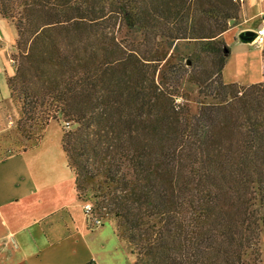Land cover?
<instances>
[{
    "label": "trees",
    "instance_id": "trees-1",
    "mask_svg": "<svg viewBox=\"0 0 264 264\" xmlns=\"http://www.w3.org/2000/svg\"><path fill=\"white\" fill-rule=\"evenodd\" d=\"M241 6L0 2L17 29L19 64L9 84L20 114L42 128L53 120L75 126L64 128L63 148L77 196L117 220L135 264H245L256 253L264 227V81L223 78L230 54L223 35ZM180 41L200 52L181 56L170 79ZM203 53L216 83L207 91L195 77ZM185 83L212 100L194 109Z\"/></svg>",
    "mask_w": 264,
    "mask_h": 264
},
{
    "label": "crops",
    "instance_id": "crops-1",
    "mask_svg": "<svg viewBox=\"0 0 264 264\" xmlns=\"http://www.w3.org/2000/svg\"><path fill=\"white\" fill-rule=\"evenodd\" d=\"M258 1L242 2L241 21L232 24L223 37L232 34L246 43L240 38L242 31L264 27L248 25L264 15L263 6L255 11ZM16 40V26L0 14V105L14 101L9 77L15 69L12 53ZM6 113L0 108V264H135V256L115 229V236L97 237L94 231L104 225L91 228L84 203L78 196L69 198L67 167L74 184L75 175L65 157L57 156L49 145L43 147V142L9 150L2 134L18 122L4 119Z\"/></svg>",
    "mask_w": 264,
    "mask_h": 264
},
{
    "label": "rangeland",
    "instance_id": "rangeland-1",
    "mask_svg": "<svg viewBox=\"0 0 264 264\" xmlns=\"http://www.w3.org/2000/svg\"><path fill=\"white\" fill-rule=\"evenodd\" d=\"M251 0H247V2ZM1 2V0H0ZM259 3L256 4L257 9L256 12L259 11L258 8L260 6L264 7V0H259ZM261 2V4H260ZM242 9V6H241ZM240 9V11H241ZM250 13L246 14L248 17ZM264 15H260L256 19L252 20L248 25H252L257 27L259 24L264 26L263 21ZM243 19V18H242ZM241 21L240 12L237 19H235L234 23H239ZM230 22V25L234 24ZM14 24V23H13ZM15 25V24H14ZM225 43L228 45L230 49V54L227 57V63L224 69L223 78L225 82L231 83L236 82L239 84H252L257 82L264 81V62H263V52H264V43L260 44L256 42V44H249V43H241L238 40H235L232 34L224 37ZM203 51V50H202ZM200 52V45L196 44L195 42L189 41H180L177 45L175 50V54L178 56L173 62L174 65L172 71L169 73V78L171 79L173 76V70L175 69V65L177 61L180 59L181 56H185L187 61V56L191 55L192 53ZM17 49L16 45L14 46V51L12 53V60L15 66L13 69V75L17 71V66L19 64L18 58L16 57ZM205 56L204 64H201V69L195 72V77L205 80V89L206 91L209 89H213L216 85L214 78L212 77L211 71V59L207 56L206 53H203ZM192 77V76H191ZM193 78V77H192ZM189 80V78H188ZM185 96H190V102L193 105L194 109L201 103V101H211V98L206 99V92L204 89L201 90V87L198 84H188L185 83ZM203 87V88H204ZM182 98H179L178 101H182ZM14 102L17 103V107L15 106ZM18 104L21 103L19 101H12L10 103H2L0 108H3L7 113L5 114V118L9 117V120H14L21 124L16 123L15 127L3 133L2 136L4 137V143H7L9 150H22L24 147L31 148L36 145H39L41 142L44 143L43 147L49 145L53 148L57 153V156L65 157L67 160V154L63 149V136H64V128L66 127L67 130H73L75 128L74 125L66 126L64 122H60L57 120H53L46 128H42L39 124H36L33 120L28 119L26 117H22L20 112L18 111ZM6 121V120H5ZM18 125V126H17ZM18 127V129H17ZM6 145V144H5ZM6 145V147H7ZM67 183H66V191L67 194L70 196L69 198L74 197L77 199V195L74 189L73 177L71 171L67 167ZM85 205V203H84ZM97 214V213H96ZM85 215L83 211V216ZM98 215V214H97ZM103 219V227H100L98 230L96 229L93 233L97 237L100 236H109L114 235L115 224H117V220L114 217L102 218ZM82 223V221H81ZM101 225V226H102ZM105 230L108 233H102ZM131 258H133L131 256ZM136 261V257H135ZM245 264H264V227L262 229L261 239L259 244L257 245L256 253L249 252L248 255L245 257Z\"/></svg>",
    "mask_w": 264,
    "mask_h": 264
},
{
    "label": "built area",
    "instance_id": "built-area-1",
    "mask_svg": "<svg viewBox=\"0 0 264 264\" xmlns=\"http://www.w3.org/2000/svg\"><path fill=\"white\" fill-rule=\"evenodd\" d=\"M240 2H243L244 0H239ZM258 35H257V42L260 44L264 43V27L257 29ZM85 213L87 215L88 223L91 228H97L100 227L103 224V219L99 217V215L96 214L94 210V206L92 203L88 202L84 205Z\"/></svg>",
    "mask_w": 264,
    "mask_h": 264
},
{
    "label": "water",
    "instance_id": "water-1",
    "mask_svg": "<svg viewBox=\"0 0 264 264\" xmlns=\"http://www.w3.org/2000/svg\"><path fill=\"white\" fill-rule=\"evenodd\" d=\"M235 19L231 20V23H234ZM258 32L257 29H247L240 33V38L243 42H252L257 38Z\"/></svg>",
    "mask_w": 264,
    "mask_h": 264
}]
</instances>
